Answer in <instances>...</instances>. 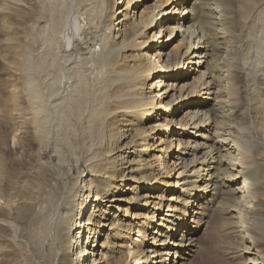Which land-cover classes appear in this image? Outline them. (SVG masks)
<instances>
[{
    "label": "bare ground",
    "instance_id": "bare-ground-1",
    "mask_svg": "<svg viewBox=\"0 0 264 264\" xmlns=\"http://www.w3.org/2000/svg\"><path fill=\"white\" fill-rule=\"evenodd\" d=\"M0 22L17 85L0 134L22 96L37 146L19 195L0 137L11 237L34 218L43 264H264V0H0Z\"/></svg>",
    "mask_w": 264,
    "mask_h": 264
},
{
    "label": "rangeland",
    "instance_id": "rangeland-1",
    "mask_svg": "<svg viewBox=\"0 0 264 264\" xmlns=\"http://www.w3.org/2000/svg\"><path fill=\"white\" fill-rule=\"evenodd\" d=\"M19 15L21 16V14H19ZM15 16H16L15 19H17V20L19 19L18 20L19 22L17 21V23L14 21L15 20L14 19ZM15 16L11 17V19L13 21L11 20V22H10V18H9L8 20H6V22L8 24H14L13 22H15L14 25L15 26L17 25L19 28H21V26L23 24V21H24V20H21V19H24V17L21 16V18H20V16L19 17L17 15H15ZM116 21H119V17H117L115 19L114 23H116ZM19 23H21L20 26H19ZM0 24H1V22H0ZM19 31L20 32L18 34L20 35L21 34V30H19ZM18 34H17V37H18ZM167 37H168L167 33H162L160 36H157L156 37V42L158 43L159 41H163ZM159 46H160L159 44L157 46L155 45L154 46V49L156 50ZM169 48L170 47H166L163 50L160 47V49H158V51L160 53H164V55L162 56V61H165L166 60L167 55H168ZM8 60L11 62V59L10 58ZM8 60H6V62L5 61L4 62H2V61L0 62V70H1L0 71V103H1L0 106L1 105H4L5 106L1 110L2 113H0L1 114L0 115V123L1 124H4L5 123V120L6 121L7 120H11L10 119L11 118L10 117V110H9L11 107H9V106H11L12 102H11V98L8 99V97L10 95L9 94V91L11 92L12 87L17 86L16 83H14L15 81H14L13 74L8 70V67H9V64L7 63V62H9ZM4 65H5V67H4ZM5 69H7V71H9V72H7ZM165 83H167V82H165ZM21 97L22 96H20V98L17 100V103L20 102L19 105L22 108L20 119L19 120H14L13 121V124L9 123L7 126H5L4 128H6V127L7 128L6 129H2V132L0 134V137H5V139H6V141H5L6 142V145L3 148V152H5V155L7 156V160H6L7 163L5 164V166L6 167H9V163H10V160H11L13 162L14 168L17 169L16 170L17 171V175H16L17 176V184H18L17 185V189L20 190V191L15 190V194L23 195L24 194L23 191L25 189V190H27L26 192H27V195H28V194H31L33 192L32 191L33 188H31L30 186L27 185V180L30 178V172L28 171V169H29L30 166L34 165L33 164L35 162L34 154L36 153L37 146H36V144L32 140V136H33V133H34V130L32 129L33 128V125H31V123H32L31 114L32 113L28 110V107L26 105V102H25L24 98L23 97L21 98ZM205 97L203 96L201 100L205 99ZM237 97L239 98L238 101L241 102V108L244 110L245 103L242 100L243 97H241V95H239ZM194 101L195 102H199V99H194ZM204 102H206V101H204ZM196 104H198V103H196ZM208 104L206 105V107H203L202 106L203 108H199L200 109L199 112L202 109L203 110H207V108H210L211 109V106L212 105L210 103H208ZM242 104H244V105H242ZM25 105H26L27 108L25 107ZM196 109H197V107H194L193 108V110H196ZM164 110H165V112H168L167 109H164ZM181 114H182L181 112L180 113H177L176 112L175 113L176 116L173 115L172 116V119H176ZM153 115L149 117L150 118L149 121L143 123V125H142L143 127L153 126L154 123H152V122L156 120V118H154ZM152 119H154V120H152ZM161 120L162 119H160V118L157 119V122L158 123L157 124H154L155 128H158L159 123L161 122ZM169 120H170V118H167V121H169ZM14 127H17L16 130H18V131H15V136H13L14 135V129H15ZM163 128L164 129H167V127H163ZM11 131H12V134H10ZM21 131H25V133H23ZM25 138L27 140H29V141H27V140L25 141ZM196 139H197L196 141H197L198 144H204V142H203L202 139H199V138H196ZM185 140L187 141V138L184 139V141ZM194 140L195 139L192 138L191 140H189L190 141L189 143L192 144V145H194V143H193ZM154 141L155 140H150L148 142L146 141V144L149 143L148 146L150 144H152V146H153L154 145ZM120 144H121V140H119V143L117 145L120 146ZM108 145H109V143H108ZM158 148H161V147H158ZM144 157H145V155H144ZM263 157L264 156H261V158L258 161V164L260 165V167H263L264 166V158ZM190 158H191V156H187L186 159L189 160ZM109 162H110V164H112L111 166H110ZM106 165H108V168L109 169L107 168V171L108 172L110 171L109 174L110 173H111V175L112 174L113 175L115 174L116 176L115 175L114 176L116 178H118V176L121 174V173H119L120 172L119 169H117L118 166L115 163H112L110 160L108 161V163H106ZM113 166H115V167H113ZM123 167L125 168V166H123ZM262 169L264 171V167ZM159 177L162 178L165 181V178L164 177H161V176H159ZM26 178H28V179H26ZM164 188L166 189V187H164ZM260 189H261L260 190V193L261 194L263 193L261 195L260 205H261V208H262V212L264 213V182H261ZM19 192H21L22 194L19 193ZM6 196L7 195L2 196V197L3 198H7ZM167 196H168V194H165L164 197H167ZM0 201H2L1 197H0ZM1 217H3V216L0 214V218ZM31 219H32V221H31ZM31 219H28V220L26 219V220H24V221H22L20 223V225H21L20 228L21 229H19L20 232H18V236L19 237L17 236L16 238L11 237L12 234L10 233V231H7L8 230L7 228H5L4 226L0 225V264H43V262H46V260L48 261V258H47L48 257L47 256L48 255V246L47 245H43L42 246L41 244H39V242H41L40 241L41 239L39 238L40 237V232H39L40 231V228L36 224L37 223L36 221H35L36 222L35 225H31V224L34 223L33 222L34 218H31ZM29 220H30V222H29ZM158 221L159 220L156 218V222H158ZM213 232H214L213 229H211V230L209 229L208 235H210L211 237H213L215 235V233H213ZM36 235H37V237H38L39 240H36L37 239L36 238ZM133 239L139 241V234H136L135 233V236H134ZM147 242H149V240ZM205 243L206 242H203V244H205ZM206 246H207V244H205V247ZM205 249H206L205 250V253H203V256H205V257H203V258L204 259H208V256L210 255L209 256V259L208 260H204V259L203 260H198L197 259V260H195V263L194 264H226V262L224 263V261L220 257H218V254H217L216 251H214V250H208V248H205ZM214 254L217 255L218 258L215 257ZM210 258H211L212 261L210 260ZM128 260H129V258H128ZM134 264H140V261L138 263H134Z\"/></svg>",
    "mask_w": 264,
    "mask_h": 264
}]
</instances>
